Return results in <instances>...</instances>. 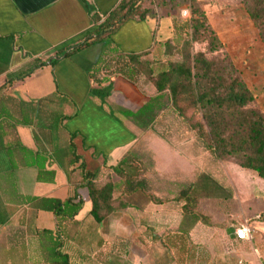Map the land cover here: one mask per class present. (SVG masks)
<instances>
[{
    "label": "crops",
    "instance_id": "obj_1",
    "mask_svg": "<svg viewBox=\"0 0 264 264\" xmlns=\"http://www.w3.org/2000/svg\"><path fill=\"white\" fill-rule=\"evenodd\" d=\"M120 1L0 0V264H45L38 233L56 231L57 220L29 199L63 201L74 193L81 210L61 226L71 264H153L161 256L136 261L126 251L88 246L104 239L96 233L108 218L97 226L87 216L91 203L78 165L84 161L91 171L115 165L136 137L122 113L137 114L157 94L142 79L109 75L104 67L113 55L143 57L163 46L176 16L172 10L170 16L131 18L109 38L71 51ZM41 171L53 173V181H38ZM192 225L158 238L169 264H208L186 246Z\"/></svg>",
    "mask_w": 264,
    "mask_h": 264
},
{
    "label": "rangeland",
    "instance_id": "obj_2",
    "mask_svg": "<svg viewBox=\"0 0 264 264\" xmlns=\"http://www.w3.org/2000/svg\"><path fill=\"white\" fill-rule=\"evenodd\" d=\"M197 2L222 47L216 48L215 44L202 38L193 44V52H204L208 60H222L227 56L254 96L247 108L258 110L264 117V45L246 13L243 0ZM186 4L187 0L182 1L173 18L172 29L161 41L170 40L171 54L166 56L165 47L157 45L155 51L139 58L140 63L152 65L155 61L180 59L182 43L190 35V12L187 9L188 16L181 15ZM156 14L170 16L174 12L160 9ZM217 32L222 35V40ZM135 79L150 84L144 75H136ZM162 103L165 108L155 115L138 117V113L136 116L130 111L122 113L124 123L136 136L128 152L135 165L124 166L123 170L144 179L151 193L171 202L155 205L139 192L121 197L130 208L109 216L96 233L104 235V239L98 244L89 242L88 246H102L106 253L126 251L136 261L139 255L154 259L161 255L157 261L153 260V264H169L171 259L158 238L177 236L184 225L187 228L192 222L183 218L181 203L176 199L186 191L198 200L196 214L206 216L211 223L209 226L193 223L188 232L189 244L186 246L192 254L196 253L199 262L264 264V180L231 160L215 158L202 146L186 119L173 111L165 94ZM96 171L98 184L112 181L114 197L119 198L122 180L108 168ZM258 215L263 219H256ZM240 226L249 229V237L241 242L233 237L234 230ZM173 263L178 264L175 260Z\"/></svg>",
    "mask_w": 264,
    "mask_h": 264
},
{
    "label": "trees",
    "instance_id": "obj_3",
    "mask_svg": "<svg viewBox=\"0 0 264 264\" xmlns=\"http://www.w3.org/2000/svg\"><path fill=\"white\" fill-rule=\"evenodd\" d=\"M182 1L185 0H121L95 29L84 36L85 40L71 51L109 38L131 18L142 20L154 15V12L156 17L160 9L178 10ZM243 4L264 45V0H243ZM185 7L190 12V35L182 43L178 61L166 59L147 65L140 63L141 55H117L115 59H109V66H105L104 71L109 75L120 74L131 81L136 80V75H144L155 88L156 96L145 103L138 115L134 116L155 115L165 108L162 103V96L165 94L173 111L186 119L202 146L215 158L231 160L264 180V117L258 110L247 108L254 101V96L227 56L222 60H208L204 52H193V44L200 42L202 38L215 44L216 48L222 47V44L197 0H187ZM163 46L165 55L171 54L173 47L169 39ZM9 84L10 81L6 83ZM77 160L75 157L74 162H78ZM132 165H135L134 160L126 153L115 165L107 167L122 180L120 197L115 198L114 183L107 180L98 184V171L86 169V163L80 161L78 168L81 172V187L87 189L91 203L87 216L97 226L112 214L129 206L121 199L124 196L139 192L155 205L171 202L151 193L144 179L125 173L123 167ZM37 180L51 182L53 173L41 171ZM176 199L181 203L184 218L192 220V223L200 221L207 226L211 224L206 216L196 214L198 200L190 196L189 192L182 191ZM29 202L36 209L53 213L57 220L56 231L43 230L38 233L44 240L42 260L45 264H71L69 255L64 251L61 226L81 210V197L76 193L63 201L32 197ZM262 219L263 216L260 215L259 220Z\"/></svg>",
    "mask_w": 264,
    "mask_h": 264
},
{
    "label": "built area",
    "instance_id": "obj_4",
    "mask_svg": "<svg viewBox=\"0 0 264 264\" xmlns=\"http://www.w3.org/2000/svg\"><path fill=\"white\" fill-rule=\"evenodd\" d=\"M182 16H188V10L184 9L181 12ZM256 219H260V215L256 217ZM235 239L238 241L246 240L249 237V229L245 226H240L234 230Z\"/></svg>",
    "mask_w": 264,
    "mask_h": 264
}]
</instances>
